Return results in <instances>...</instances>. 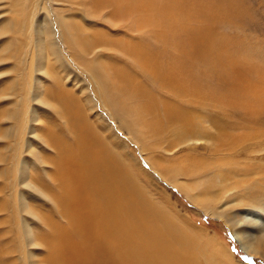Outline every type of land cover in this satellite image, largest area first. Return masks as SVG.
Wrapping results in <instances>:
<instances>
[{
	"label": "rangeland",
	"instance_id": "rangeland-1",
	"mask_svg": "<svg viewBox=\"0 0 264 264\" xmlns=\"http://www.w3.org/2000/svg\"><path fill=\"white\" fill-rule=\"evenodd\" d=\"M217 4L226 9H208ZM180 8L184 23L175 33L171 22L180 21L175 15ZM37 20H44V36L38 37ZM70 25L77 35L72 39L85 48H72ZM207 37L217 43L208 53ZM48 49L58 50L62 63L54 56L46 59ZM162 51L187 54L176 58L197 74L188 77L193 93L180 99L160 85L154 69ZM205 54L206 61H200ZM79 56L94 66L101 63L117 80L120 76L109 93L114 111L104 106L100 78H93ZM168 102L191 108L193 115L174 116ZM12 110L16 119L6 116ZM32 114L37 124H31ZM74 128L83 142L98 138L96 149L103 145L121 157L141 198L198 243L200 264H207L204 254L215 264H264L263 230L250 223L264 221V211L256 209L264 208V187L255 182L264 179V0H27L17 14L12 0H0V264H33L23 256L26 224L36 237L37 230L48 233L39 221L43 217L65 225L57 215L62 201L53 197L62 194L52 144H59L56 158H61L60 139L72 140ZM23 161L38 175L39 183L33 182L44 198L21 184ZM253 174L258 177L248 180ZM225 184L237 187L238 195L246 185L250 198L243 203L229 198ZM21 194L33 206L29 211L22 208ZM233 232L261 253L244 251Z\"/></svg>",
	"mask_w": 264,
	"mask_h": 264
},
{
	"label": "bare ground",
	"instance_id": "bare-ground-1",
	"mask_svg": "<svg viewBox=\"0 0 264 264\" xmlns=\"http://www.w3.org/2000/svg\"><path fill=\"white\" fill-rule=\"evenodd\" d=\"M12 1L15 13L17 14L18 8L27 0ZM214 8L218 11L226 9V6L222 7V4H217L213 8L208 9L213 11ZM183 14L184 10L180 8L175 14L180 17V21H175L172 17L173 21L171 23L174 32L175 27H179V30L182 29L184 23ZM36 24L39 27H37L38 37L44 36V31L41 32V29L44 28V20H37ZM19 26L20 20L17 23V28ZM73 28V25H70L71 38L67 40H70L74 50L85 48L82 43L78 41L75 43L74 39H72L76 35ZM48 29L49 27H46V31ZM8 30H10V27ZM198 38L200 37L197 36L196 39ZM204 42L207 53L217 46L212 37L205 38ZM9 44H12V42L9 41ZM102 46V44L98 45V47ZM98 47L96 49L98 52L104 50ZM9 51L13 53L12 46L9 48ZM43 51L46 59L49 56H54L62 63V56L58 50L48 49ZM160 53L163 54L161 56L156 55L155 57L156 66L154 74L157 79H160V85L163 86V89L168 91L171 96L180 97L184 94L188 96L190 93H193L188 85V77L197 78V74H194V70L191 68L182 67V60L176 58L178 55H181L182 58L186 57L187 54L183 55L182 52L172 57L169 54H164V51ZM149 54H151V51H149ZM206 55L202 56L199 60L206 61ZM98 57L100 55L96 56V58L94 57V60L98 59ZM164 58L166 59L165 61H163ZM76 60L83 61L92 71L91 74L94 79L100 78L99 89L103 94L104 106L107 109L110 106L114 111L115 107L111 102L112 98L109 93L112 91L110 88L113 87L114 91H116L115 86L118 84L116 81L120 82V76L117 80V76L115 78L111 74L108 75V68H105L101 63L94 66L93 63L88 64L87 59L80 56ZM37 72L43 75L41 67L37 68ZM36 82L41 87V79L39 77L36 78ZM162 92L164 93V91ZM40 94L41 91L34 97L36 102H41ZM162 99L164 101L167 100H165V97ZM180 99L182 98L180 97ZM89 102L93 104L92 100ZM118 104L122 107L121 103ZM167 105L169 106L168 111L173 112L174 116L179 114V116H184L187 119L193 115V112L190 111L191 108H181L180 104L176 105L170 102ZM93 109H95V105H93ZM12 111L6 116L16 119L17 112L16 110ZM37 121H39L37 115L32 114L31 124H37ZM27 129L30 134L36 132L33 126H29ZM92 139L95 141L83 142L80 132L74 128L72 130V140H67L63 137L60 139L62 157L59 159L56 158L59 153V144L57 142L52 144V148L56 152L53 165L59 186L58 193L62 194L53 197L59 198L58 201H62L57 215H59V219L62 218L64 220L65 225H59L55 222L56 220L43 217L44 219L41 218L39 221L42 220V225H45L46 228L48 227V233H46V228L45 233L37 230L36 237L34 229H31L26 224L25 228L27 231L23 245V256L27 260L34 259L33 264H37L35 259L41 264H200V259L198 261L197 257L198 243L186 236V233L183 234V232L181 233V231L176 230L175 223H172L165 214L157 210L155 205L150 203L146 198H141V193L137 188L136 181H134L133 173L127 164L122 162L123 160L116 152L107 149L103 145L99 150L96 149L95 142L98 144L99 139L95 137ZM138 143L142 146L144 152L147 151L144 150L146 146H144L143 142ZM28 148H31L29 142ZM182 175L185 174L182 173ZM250 176L257 178L258 174L248 175V180ZM37 177L38 175L35 173V170L32 171L28 163L23 161L21 184L41 192V196L44 198L45 193L42 190H38L34 185L33 180L38 182L36 180ZM171 177L175 184V174ZM220 177L226 183L230 181L221 175ZM242 182L246 183V181ZM255 182L257 184L260 183L264 187V179H255ZM224 189H226V195L229 198H241L240 203L245 202L246 198H250L247 193L252 190H245V185L243 193L238 195L239 189L237 187L230 188L225 184ZM251 196L253 198H262L261 194H253ZM20 198L22 208L25 211H29V207L32 209L33 206L31 207L28 204L23 194L20 195ZM248 201L252 202L249 199ZM203 209L213 217H222L220 214L218 216L216 213H213L210 209ZM256 209H258V211L256 210L258 214H260L259 210L264 211V208L261 206ZM262 216L263 214H261V218H263ZM250 223L253 226H260L264 233V221L262 219L253 218ZM43 231L45 230L43 229ZM233 235L241 245L240 247L247 253L253 255L261 253L260 247H251L245 244L248 243L247 239L242 238L235 232H233ZM1 238L0 236V240ZM262 239H264V234ZM261 244L264 248V241ZM34 248L40 249V252H34ZM44 249L46 250L45 252ZM41 252L46 253V257L43 259H39L41 255L37 254ZM201 260H205L207 264H215L208 254H204Z\"/></svg>",
	"mask_w": 264,
	"mask_h": 264
}]
</instances>
